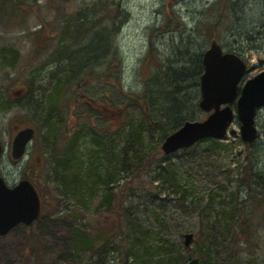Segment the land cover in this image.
<instances>
[{
  "label": "rangeland",
  "instance_id": "rangeland-1",
  "mask_svg": "<svg viewBox=\"0 0 264 264\" xmlns=\"http://www.w3.org/2000/svg\"><path fill=\"white\" fill-rule=\"evenodd\" d=\"M81 1L70 0L69 3L77 6ZM117 1L121 2V6L110 27L112 40L109 41V31L108 35L106 31H100L106 28L105 23L101 28H95L90 35L91 44H94V41H102L101 35L105 36L99 53L104 55L107 61H111L110 65L106 68L104 63L96 64L97 66H92L91 69L96 68L99 73L108 69V76L103 73L104 79L90 85L91 87V81H80L82 88L79 90L77 85L67 89L68 84H64L65 87H61L58 95L55 92L58 78H62L65 72L72 71L73 67L69 66V63L65 66L66 61L51 62L47 53L41 56L33 54L35 41L38 43V37L35 35L39 33L43 23L49 24L54 30L52 22L56 18V12L48 6L46 0H40L38 4L33 5V13L12 15L13 17L5 19L6 22H0V50L4 46H10L18 51L17 56L12 55L13 59L10 58L14 62L12 68L0 67V91L9 104L8 109L0 110V142L4 148L0 157V174L10 184H16L26 177L37 179L36 186L42 195V213L39 218L29 225L20 224L0 236V264H162L159 262L161 259H168L167 264H171L170 258L187 253L184 234L193 232L195 237L189 244L192 251L186 255L187 259L172 263L187 264L196 250L201 248L209 252V246H206L208 242L202 247L197 244L196 238H199L197 232L201 225L202 207L210 195L218 196V200L225 195V190L219 185L234 184L239 174L238 164L245 162L249 153L259 172H264V107H261L255 117L259 138L250 149H247L239 135L240 122L236 119L229 127V138L221 139L222 142H228V146H221L220 150H211L208 145H195L187 151L189 154H185L187 152L181 149L167 155L160 149L148 164L149 160L144 164L136 177L130 168L113 171L112 176H115L116 180L112 183V191L125 208L123 216H130L138 221L136 227L132 226L130 219H126L124 223V226L129 224L132 229L125 230L128 234L127 245H135L132 255L123 256L120 250L116 249L123 235L122 227L115 228L116 235L108 243L107 251L101 259L90 248L74 245L72 235L76 226L83 228L91 237L102 224L107 223L111 217L115 218L117 213L107 211L103 206L99 207L104 186H99L95 193L86 195L85 200L89 202L86 206L80 205L72 196L64 198L65 196L55 195V184L60 176L50 171L49 164H45V154L53 151L52 137L47 136L50 129L45 123L47 96L56 95V103L51 112L54 115L59 113L55 132H62L68 126L78 124L76 119L79 102L76 101V96L82 95L83 92L86 96L89 92L99 100L108 97L115 105H119L126 99L120 88L133 96H141L146 83L148 87H152L154 82L160 83V86L163 83L162 76L154 81L153 77L159 61L162 65L169 58L175 60L172 44L174 48L183 47L184 44L195 53L201 46L205 51L212 40L216 39L223 49L238 53L247 62V70L240 86L264 70V0H237L239 5L237 4L238 8L232 9L233 16L230 13L219 15L217 0H114ZM65 9L75 12L78 8ZM171 9L176 10L175 19L168 25H163L162 22ZM14 12L15 10L12 14ZM10 15L9 12L7 17ZM178 20L183 21L180 32L174 31ZM208 20H219L214 32L215 37L211 39L205 37L208 36V31L203 25L202 28L196 29L200 21L203 23ZM220 20L228 23L223 24ZM198 42H201V45ZM116 51L120 53L121 62L114 55ZM145 79L149 80L146 82ZM107 83L109 84L106 85ZM195 85L179 93L181 99H185L181 112L190 117L186 120H203L209 114L199 107L200 85ZM27 89H30V92L25 98ZM155 91L154 101L157 106L154 108L151 102L148 111L152 119L164 118L162 93L166 96L171 94L167 95L158 88ZM127 107H130L128 115L140 117L137 106L125 108ZM125 119H120L119 115H114L110 121L93 117L84 124L87 128L95 126L101 131L116 128L121 130L120 133H113L115 141H110L119 151L128 139L129 123L126 121L124 127L120 126ZM31 123L39 127L38 138L29 143L22 158L14 159L11 156L12 138L21 126ZM82 130L76 134L82 135ZM231 130L235 133L230 132ZM146 135L143 148L132 147L129 156H134L137 152H152L157 145L161 147L165 138L161 137L159 132ZM81 141L78 149L84 151L86 144L83 145L84 142ZM166 163L170 164L172 169L166 172V183L162 184L154 180V176L159 167ZM175 185L187 190L183 196L180 197L179 193L174 192ZM255 219L259 235L256 246L246 245L241 253H237L239 256H235L231 260L234 261L228 264H264V207ZM211 248L215 252L213 256H216L215 247ZM163 250L171 253L159 255ZM199 257V264H204L202 256Z\"/></svg>",
  "mask_w": 264,
  "mask_h": 264
},
{
  "label": "trees",
  "instance_id": "trees-1",
  "mask_svg": "<svg viewBox=\"0 0 264 264\" xmlns=\"http://www.w3.org/2000/svg\"><path fill=\"white\" fill-rule=\"evenodd\" d=\"M46 1L48 6L56 12V18L52 22L54 30L48 26L49 24H42L41 28L38 30L39 33L35 35V37H38V43L35 41L36 44H34L35 50L33 54L41 56L47 53L51 62L60 60L61 63H65L66 61L65 66L69 63V66L73 67L72 71L68 73L65 72L62 78H58L55 86L56 95L59 94L62 86V88L65 87L64 84H68L67 89L77 85L78 90L82 88L81 83L86 80L87 82L91 81L89 82V87H91L90 85L97 84L98 81L104 79L103 73H106L108 76V69L99 73V70L96 68L92 70L91 67L97 66L96 64L104 63L106 68H108L111 61H107L104 55L99 53L100 47L103 46L102 42L104 44L105 36L101 35L102 41H94V44H91L92 36L90 35L95 28H101L104 23L107 24V26L104 30L100 29V31H106V35H108L109 32L111 33L110 27L113 25L112 21H115L117 17L121 2H114V0H82L80 3H77L76 6L70 4V0ZM39 2L40 0H0V22H6L5 19L7 20L15 15H29L33 13V5ZM216 2L219 15L230 13L233 16L232 9L238 8L237 4L239 5L237 0H217ZM113 5L116 7H113ZM65 8L78 9L75 12H69V10ZM13 9L15 12L12 14V11H14ZM7 10L9 11L7 12ZM9 12L11 15L7 17ZM175 13L176 10H169L162 24L168 25L171 23L175 19ZM182 22L183 21L178 20L174 31H181ZM220 22L223 24L228 23V21L224 22L222 20H220ZM218 23L219 20H214L213 22H209L208 20L203 21V23L200 21L198 25H196V29L202 28L203 25L208 31V36L205 37L211 39L215 37L214 32L216 31L215 29ZM171 30H173V28ZM111 40L112 33L111 37L109 35V41ZM198 43L201 45V42ZM173 45L174 44H172V48L175 52V60L169 58L164 61L162 65L159 61L156 74L154 77L151 76L153 77V81L159 78V76H162L163 83L161 82L162 84L160 86H158L160 83L154 82L152 87H148V83H146V88L140 93L141 96H133L129 92H125L123 88H120V90L124 92L122 94L126 99L119 105H115L108 97L100 98L99 100L94 98L89 92L88 96L83 92L82 95L76 96V101L79 102L78 119H76L78 120V124L73 127L70 125L62 132H55L57 116L60 118L59 113L54 115L51 112L56 103V95H49L46 97L45 123L48 129H50L47 136L52 137L53 151L52 153L45 154V164H49L50 171H54L60 176V179H58L55 184V195L65 196L64 198L72 196L80 205L86 206L89 203L85 200L86 195L93 194L97 191L99 186H104V193L99 207L103 206L107 211H116L117 213L115 218L111 217L107 223L104 225L102 224L99 229H97V233L91 237L79 226H76L75 232L72 235L74 245L77 247L83 246L85 248H90L99 255L100 259L104 255V252L107 251L108 243L115 237L116 227H122L123 231L119 245L117 247L115 246L116 249L118 251L120 250L123 256L132 255L134 253L133 248L135 245H127L128 234L125 231H132V229L129 224L124 226V223L126 219H130L129 222L133 227H136L138 221L133 217L123 216L125 208H123L121 200L114 197L112 191V183L116 180L115 176H112L113 171L115 170L116 172V170L118 171L120 168H130L133 170L134 176H138L144 164L149 160L147 162L148 164L150 160L158 154L161 147L157 145L152 152H137L134 156H129L130 149L134 146L143 148L144 141L147 139L146 134L151 133L155 135L159 132L161 137H164L177 129L186 119L190 118L183 115L181 112L185 99H181L179 93L180 91L184 92V90H187L191 85H200V76L204 69V49L201 46L198 52L193 53L190 48L184 44L183 47L177 46L176 48H174ZM17 54L18 51L13 47L4 46L1 48L0 67L12 68L14 62L10 58H12V55L17 56ZM114 55L119 59V62L122 61L120 53L116 51ZM72 78L75 80H72ZM145 80L147 82L149 79ZM108 84L109 83L106 85ZM155 87L165 91L167 95L171 94L170 96H166L162 93L164 98L160 97L165 106L162 116L164 118L155 117L152 119L148 111L151 102L154 108L157 106L154 101V95L156 94ZM29 92L30 89H27L24 94L25 98ZM0 98V110L8 109L9 104L4 100L2 91H0ZM126 106H137L140 117L134 118L128 115L127 111L130 107L125 108ZM114 115H119L120 119L123 117L126 118L121 122V127H124L126 121L129 123L128 139L125 144L121 146L120 152L117 151V147L112 145L110 141H115V137H113L114 135L112 134L115 132L120 133L121 130L118 131V128H116L101 131L95 126L87 128L88 126L84 124L85 121H91L93 117L97 118V120L106 119L110 121ZM35 126L37 132L34 140H36L39 135V127L37 125ZM81 129H83L82 135L76 134L80 132ZM51 133L53 135H50ZM228 138L227 136L225 139ZM80 140L84 142L83 145L86 144V149L84 151L78 149ZM156 142L160 143L157 140ZM227 143L222 142L221 139L205 138L195 145H208L209 149L216 151L220 150L221 146L227 147ZM244 144L247 146V149H250L256 142L253 141ZM191 147L184 148V150L187 152ZM189 153L190 152H187L185 154ZM238 166L239 174L235 178L236 181L234 184L225 185L222 183L219 185L220 188L225 190V195L218 200V196L216 197L214 194H211L207 203L202 207L201 225L197 232V237L199 235V238H196V241L197 244L202 247L205 242H208L206 246H209V252H205V250L203 251L201 248L196 251L199 253V256L201 255L204 259V264L231 263L234 261L231 260L235 256H239L237 253H241L246 245L248 246L251 244L252 246H256L258 242V228L254 221L256 220V216L262 213L264 207V172H259L256 168V163L253 161L250 153L246 156L245 162L242 164L239 163ZM171 169L172 166L167 163L159 167L154 176V180H158L160 183L165 184V174ZM35 176L37 178L36 173ZM34 181L38 182L37 179ZM174 187V192L179 193L180 197L187 191L180 185H175ZM136 232L137 231H135V233ZM213 246L217 253L216 256H213L215 254L211 248ZM191 251L192 250L187 251L184 255L180 254L178 257L170 258L171 264L177 260L187 259L186 255H189ZM168 252V250H163V252H159L158 254L163 255ZM159 262L167 264L168 259H161Z\"/></svg>",
  "mask_w": 264,
  "mask_h": 264
},
{
  "label": "water",
  "instance_id": "water-1",
  "mask_svg": "<svg viewBox=\"0 0 264 264\" xmlns=\"http://www.w3.org/2000/svg\"><path fill=\"white\" fill-rule=\"evenodd\" d=\"M204 71L200 77L202 109L211 112L204 120H187L178 129L167 135L162 143L164 152L188 147L205 137L223 138L235 113L230 105L236 98L238 85L245 74V61L233 52H224L213 40L203 54ZM224 105V106H222ZM241 122L240 135L243 141L252 142L258 136L255 125L257 108L264 106V70L249 78L243 85L236 105ZM34 134L27 126L18 131L12 142V155L19 158ZM0 143V154L2 153ZM41 212V200L37 189L29 179H21L10 187L0 175V234L7 233L20 222L32 223ZM193 233L185 234L189 246ZM189 264H199L196 255Z\"/></svg>",
  "mask_w": 264,
  "mask_h": 264
}]
</instances>
